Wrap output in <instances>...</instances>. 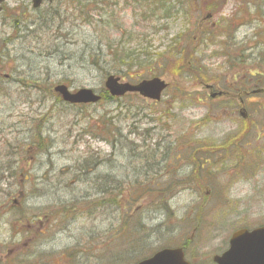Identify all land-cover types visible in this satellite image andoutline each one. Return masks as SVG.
Masks as SVG:
<instances>
[{
    "label": "rangeland",
    "instance_id": "374dc122",
    "mask_svg": "<svg viewBox=\"0 0 264 264\" xmlns=\"http://www.w3.org/2000/svg\"><path fill=\"white\" fill-rule=\"evenodd\" d=\"M128 1L88 0L84 11L65 0L39 10H32L30 0L4 4L0 14V143L6 142L0 156L13 152L9 144H20L24 156L13 165L23 176L10 181L12 202L0 210V248H4L0 264H58L60 253L68 250L86 252L92 257L91 264H133L163 248L181 247L187 257L194 253L205 256L224 250L235 230L264 226V172L254 180L258 183H254L255 194L249 193L248 184H240L229 195L231 200L247 201L222 207L212 196L206 207L198 178L208 175L216 182L217 176L212 170L197 172L195 161L202 153L217 156V147L230 148L239 140L252 141L242 142L241 154L256 151L264 143V97L248 98L242 107L233 92L264 87V41L252 39V57L243 44H235L243 52L238 53L242 61L238 68L246 71L234 81L228 71L230 56L223 64L220 48L214 45L217 38L224 37L223 55L231 52V37L239 43L252 29L264 33V0H180L182 11L168 19H143ZM176 1L167 0V6L175 7L173 12L179 7ZM55 12L61 17L54 18ZM199 28L211 31L214 41L207 47H190L194 54L191 64L176 57L182 51L179 47L171 48L172 55L165 52L177 41L188 49L187 40L197 36ZM112 45L135 60V65L127 67L121 63L128 69L124 79L122 72L111 71L119 60L117 55L110 57ZM111 75L130 83L152 76L167 83L169 89L159 103L144 102L142 107L132 96L117 103L66 107L52 91L62 84L70 91L86 88L106 93L103 82ZM204 85H211L214 93L227 91L233 96L211 99ZM164 108L171 110L174 128L156 125L169 115ZM241 110L247 116L244 120L238 115ZM104 123L111 131L108 136L102 133ZM248 123L254 127L247 136H240ZM143 156L155 158L162 170L161 182L163 171L179 172L177 179L184 185L167 199L165 208L158 201L118 205V197L115 209L99 208L92 214L89 202H80L109 183L119 182L125 188L153 182L152 172L159 168L139 160ZM249 157H243L247 163ZM8 159L11 166L14 159ZM86 160L100 161L97 175H109L104 184L81 176L78 169ZM6 162L2 159L0 169L9 168ZM188 168L193 172L182 175ZM126 189L122 193L128 199ZM73 202L80 203L70 210L72 219L57 213V207ZM13 208L35 217V224L9 223ZM26 228L32 229L29 236L16 235Z\"/></svg>",
    "mask_w": 264,
    "mask_h": 264
},
{
    "label": "flooded vegetation",
    "instance_id": "af4514ba",
    "mask_svg": "<svg viewBox=\"0 0 264 264\" xmlns=\"http://www.w3.org/2000/svg\"><path fill=\"white\" fill-rule=\"evenodd\" d=\"M59 0H56L53 2V4L58 3ZM46 5L44 3L41 4V6ZM40 6V7H41ZM48 8L52 7L51 5H47ZM39 7V8H40ZM39 8L37 10H39ZM56 16L59 14L55 12ZM240 28V27H238ZM255 29H252L251 33L245 37L241 42L236 43L234 42L231 37L229 41L230 43V51L227 52V54H221L223 48H221L224 45V37L223 38H217V42H214V45L220 48V52L218 53L219 59H224L223 64L226 63L229 57V72L232 73L231 79L232 81L238 79L240 77V74L245 72V69H239L238 65L242 63L240 55L238 53H243L242 51L238 50L239 48L235 46V44H243L244 48H247L248 56H253V47H252V39L256 37V42L262 43L264 41V33L256 34L254 33ZM199 41L201 47H207L208 43L211 41H214L211 31H205L201 28H199L198 32ZM216 40V38H215ZM250 43V44H249ZM249 44V47H248ZM262 45V44H261ZM214 46V47H215ZM246 51V50H245ZM236 73V74H234ZM217 83V80L215 81ZM261 83V81H259ZM232 88H234L233 84H230ZM204 89L206 91H210L211 94L209 95V98H221V97H232L233 94L228 93L227 91H218L217 93L213 92V88L211 85H204ZM233 92L237 93L236 96L238 97L239 104L244 105V100L248 98H254V99H260L264 97V87L263 86H257L255 90H252L250 92H247L246 90H234ZM259 105V103H258ZM241 120H244L247 118L246 114H244V110H241V112L238 113ZM244 126V125H240ZM254 127L253 123H248L246 126L242 128V131L240 133V136H247V131L251 130ZM252 143V141L248 140H239L236 141V144H232L230 148H224L223 146L217 147L215 152H217L219 155L213 156V154H206L202 153L201 155L197 156V159L195 158V161L197 162V172H203L202 174H205V170H212V173H214L216 177V182L212 181V178L208 175L198 178V185H199V193L202 198V205L206 206L210 203V200L215 197V200L217 201L218 205H221L224 207L225 205H235L239 201H247V199H240L238 200H231L230 199V193L232 190L240 189V184H248L249 193H256L255 185H258L256 181H254L257 177H261L260 174L264 172V143L262 146H257L256 151H248V154H241L242 150V144L243 143ZM240 143V144H239ZM255 152V153H254ZM244 155L250 156L248 163L244 160ZM187 162V160H186ZM251 165V166H250ZM184 174L187 172L192 173L193 169H186L183 170ZM189 173V174H190ZM183 174V175H184ZM184 185V184H183ZM264 189V187H262ZM264 191V190H263ZM213 196V197H212ZM212 197V198H211ZM239 202V203H240ZM238 203V204H239ZM225 249L216 252V253H206L205 256L197 255L194 253L190 257H187L184 255V259L188 264H217L215 262V257L221 256L224 253ZM60 260L58 264H91L92 257L88 256L86 252H80V251H63L60 253ZM155 254V253H154ZM151 254L148 257L142 258L141 260L133 263L136 264L140 261H144L150 257H152ZM186 254V253H185ZM202 254V252L200 253ZM87 256V257H84ZM95 260L96 257H93ZM97 261V260H96ZM22 263H25L22 261Z\"/></svg>",
    "mask_w": 264,
    "mask_h": 264
},
{
    "label": "trees",
    "instance_id": "16d2710c",
    "mask_svg": "<svg viewBox=\"0 0 264 264\" xmlns=\"http://www.w3.org/2000/svg\"><path fill=\"white\" fill-rule=\"evenodd\" d=\"M66 2H69V4L73 5L74 8H79V9H81V11H84L86 9L85 4L88 2V0H81L80 4H79L78 0H66ZM128 2L133 5L134 10H138L140 12L141 17L143 19L145 17L154 18L156 16L159 18H162V19H168L172 16L173 13H179L182 11V3H180V0L176 1V3L179 5V7H178V10L175 12H173V10L175 9L174 6H167V4H168L167 0H129ZM58 18H60V17H58ZM101 19L104 21V15L101 16ZM178 37H179L178 39L182 38L181 35H178ZM198 40H199V36L197 33V36L194 35V38L192 37L190 42L187 40L186 43H189V47H188V49H185V50H184V48L188 45L182 46L180 44L182 42L177 41L174 45L169 47V50H167L168 51L167 54L169 53L170 55H172L171 52L173 51L174 47H179L182 51L176 57L181 56V62L185 61V63H186V61H187L189 64H191V60L194 59V54H193V52H190V47H192L193 45H197ZM172 47H173V49L171 50ZM182 53H183V56L181 55ZM114 55H117L116 59L119 58V60L116 62L118 66L116 67V69L113 68L111 71L115 74H119L120 72H122V74L120 76H121V78L124 79L128 75V72H127L128 69L124 68L121 65V63H123L124 66L127 67V66H131V65H135L134 64L135 60H132V58L126 54V52L124 51L123 48H119L117 46L112 45V48L110 50V57L112 58V57H114ZM129 64H131V65H129ZM185 66L187 67L186 64H185ZM122 70H125L126 72H124ZM141 75H143V74H141ZM100 97H101L100 103H102V102L117 103L119 100H124L126 97H129V96H125L121 99H116V98H111L107 94V92L105 93L104 91H102L100 93ZM132 97L136 98V101L142 107V105L144 104L142 102V100L135 97V96H132ZM175 100H177V98ZM152 105H155V104H152ZM132 109H134V108H132ZM126 110L128 113L129 110L128 109H126ZM163 110L165 111L164 113H168L169 115L167 116V115H164V113H162V112H157L159 116L164 115L166 120L161 122V123H156V125H162V127H164V128H165V126L169 125V128L170 127L174 128V122H173L174 117L172 115H170L171 110H169V109L166 110L165 108ZM157 119H159V118H157ZM160 120L161 119H159L157 121L160 122ZM105 126H106V124L104 123V130L102 131V133L104 135L106 134L108 136L111 134V131L108 130V128L106 130ZM167 130H169V129H167ZM113 133L118 134L116 129L113 130ZM5 142L6 141L0 143V147L3 146V148H0V154L2 153L1 149H3V151H5V148H4ZM178 144H179V142H178ZM36 145H37V149H40L42 147L40 142H38ZM113 145H115V144H112V146ZM9 147H10V149H13V152L5 155L3 157L0 156V164L2 163V159H4V161L7 160L6 163H8V165H9V168H7V169H0V210L4 209L6 207L4 205L12 202L11 198L14 195V191L12 190V186H9V184L12 185V182H15L20 176H23V173L18 169V167H14L13 165L18 164L20 162V159L24 156V150L20 144H9ZM9 156L14 159V163L11 164V166H10V160L8 159ZM178 158L180 159L181 156H179ZM175 160H177V158ZM158 168L159 169H156L153 172H152V170L147 171L148 173L152 172V175L155 176L156 179H154L153 182L144 185L143 187H141V184H139L137 187H136V185H133L134 187L129 185V186L124 188V185H122L119 182H114V184L109 183V184H107V186L104 185V191H101V190L99 191L100 197L104 196V199L99 197L97 199L98 200L97 203L93 204V205L99 206V204L101 202H104V210L115 209V204H117V202L115 200L119 197L118 205L124 204L125 206H128V205L134 204L138 201H140V202L158 201L159 204L160 203L164 204L163 208H165L166 207L165 202L167 201V199L173 197L174 194H176L177 191L179 190V187H183V184H182L181 178L177 179V177H178L177 174L179 175L178 171L173 172L171 174H167L165 171H163L165 178L161 182L159 175L162 173V170L160 167H158ZM78 171H79V169H78ZM183 174H184V171H182V175ZM10 181H12V182H10ZM159 183H161V184H159ZM1 187H4L5 190H2ZM129 188H134L135 190L131 191V190H129ZM166 188H171V191H166ZM124 189H126L128 191V194H129L128 199H125L123 196L122 190H124ZM148 189L153 190L155 192V194L153 195V192L151 190H148ZM149 199H151V200H149ZM124 200H126L125 203H124ZM80 202H84V201H80ZM80 202H77V203H80ZM77 203L73 202L67 206H60V207H57L58 210H56V209L55 210L58 211L57 213H59V211L63 212L60 214H62V215L65 214V216L68 217L74 213L71 211H74L73 210L74 206ZM10 211H12V210H10ZM69 211L71 212L70 214H68ZM28 216L29 215L24 210L18 209V208H13V216L11 218L12 220H10L9 223H11V222L14 224L25 223V225H28V226L32 225L33 226L35 224L33 222V220L36 218L35 217L29 218ZM70 217L72 219V215ZM56 222H58V221H55V223ZM126 223L127 222L124 221L125 229L128 228ZM31 232H32V229L29 231L28 228H26V230H24L23 232H18L16 235L17 236L22 235V237H24L25 235L29 236ZM118 246L119 245H115L114 248H117ZM0 250H4V248H0Z\"/></svg>",
    "mask_w": 264,
    "mask_h": 264
},
{
    "label": "water",
    "instance_id": "95a60500",
    "mask_svg": "<svg viewBox=\"0 0 264 264\" xmlns=\"http://www.w3.org/2000/svg\"><path fill=\"white\" fill-rule=\"evenodd\" d=\"M6 0H0V4ZM51 2L52 0H48ZM41 0H32L33 7L39 6ZM1 10V8H0ZM118 78L109 76L104 87L112 97H121L126 93H138L143 98L158 101L166 83L158 78L144 80L137 85L121 84ZM61 99L69 104H95L100 98L91 90L80 89L71 94L65 86L54 88ZM217 264H264V227L247 231H235L228 241V249L219 257H215ZM138 264H187L183 259L181 249H165L156 253L152 258Z\"/></svg>",
    "mask_w": 264,
    "mask_h": 264
},
{
    "label": "bare ground",
    "instance_id": "6f19581e",
    "mask_svg": "<svg viewBox=\"0 0 264 264\" xmlns=\"http://www.w3.org/2000/svg\"><path fill=\"white\" fill-rule=\"evenodd\" d=\"M93 93H95L93 91ZM96 94V93H95ZM131 147V146H130ZM156 149L153 151L155 152ZM159 153V151H158ZM151 156H155L154 154H151ZM147 158V159H146ZM146 158H144V156L139 159V160H142L143 162H150L151 163V168L152 169H155V167L157 166V161L155 160V158H148L146 156ZM135 159V158H134ZM136 162V159L134 160ZM100 161H83L79 167V173L81 174V176H84L85 178H88L92 183H99L98 181H100L102 184H104V177H109L108 176H99L97 175V170L98 168L102 167V164H99ZM136 165V164H135ZM3 167V163L0 164V168ZM150 169V168H149ZM135 169H134V166L131 168V172L134 173ZM139 184H136V187L138 186ZM99 186H97L96 188H98ZM104 191V186L100 187L99 189H96L93 190L92 194L90 195V197H84V198H81V201H87L89 202V207H90V210H91V213L92 212H96L98 210L101 209V211H104V202H101L99 204V206H94L93 204H96L97 203V199L100 197L99 195V191ZM98 191V192H97ZM166 191H171V188H166ZM100 198H103L104 199V196H101ZM92 203V204H91ZM100 208V209H99ZM92 213V214H94Z\"/></svg>",
    "mask_w": 264,
    "mask_h": 264
}]
</instances>
